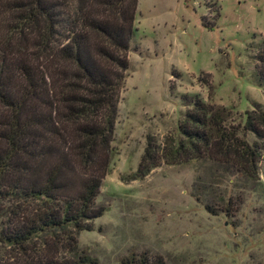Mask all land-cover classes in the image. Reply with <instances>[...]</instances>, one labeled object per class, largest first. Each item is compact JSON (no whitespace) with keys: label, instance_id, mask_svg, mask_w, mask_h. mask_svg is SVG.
I'll return each mask as SVG.
<instances>
[{"label":"rangeland","instance_id":"374dc122","mask_svg":"<svg viewBox=\"0 0 264 264\" xmlns=\"http://www.w3.org/2000/svg\"><path fill=\"white\" fill-rule=\"evenodd\" d=\"M132 26L107 171L93 200L104 210L71 251L57 246L59 233L33 244L43 241L48 256L85 255L87 264H264V146L241 129L244 111L264 108L254 78L264 0H136ZM190 95L221 110L226 132L255 143L256 179L204 157L127 179L147 135L159 145L180 138Z\"/></svg>","mask_w":264,"mask_h":264},{"label":"trees","instance_id":"16d2710c","mask_svg":"<svg viewBox=\"0 0 264 264\" xmlns=\"http://www.w3.org/2000/svg\"><path fill=\"white\" fill-rule=\"evenodd\" d=\"M135 6L0 0V264L91 263L85 255L48 256L43 241L33 240L59 233L57 246L71 251L77 232L104 210L93 200L107 171ZM255 58L254 78L264 88V48ZM189 98L180 138L159 145L147 135L127 179H141L160 162L203 157L256 179L255 143L226 132L221 110ZM243 115L241 129L264 146V108L256 104Z\"/></svg>","mask_w":264,"mask_h":264}]
</instances>
